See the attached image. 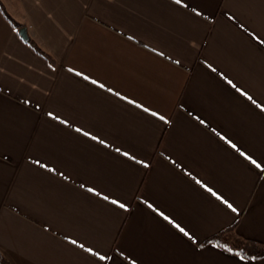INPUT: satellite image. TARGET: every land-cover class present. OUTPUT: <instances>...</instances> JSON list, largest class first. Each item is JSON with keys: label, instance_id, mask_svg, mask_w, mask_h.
Returning <instances> with one entry per match:
<instances>
[{"label": "crops", "instance_id": "crops-1", "mask_svg": "<svg viewBox=\"0 0 264 264\" xmlns=\"http://www.w3.org/2000/svg\"><path fill=\"white\" fill-rule=\"evenodd\" d=\"M1 1L9 263L264 264V0Z\"/></svg>", "mask_w": 264, "mask_h": 264}, {"label": "trees", "instance_id": "trees-1", "mask_svg": "<svg viewBox=\"0 0 264 264\" xmlns=\"http://www.w3.org/2000/svg\"><path fill=\"white\" fill-rule=\"evenodd\" d=\"M0 11L4 18L19 32L24 26L13 19L8 13L5 5L0 0ZM35 52L45 58V60L53 67L55 65L52 57L43 51L32 39L24 40ZM207 243L215 244L229 253L238 255L245 259L259 260L264 258V245L242 239L234 234V227L224 229L217 235L211 237ZM0 264H10L9 261L0 252Z\"/></svg>", "mask_w": 264, "mask_h": 264}, {"label": "water", "instance_id": "water-1", "mask_svg": "<svg viewBox=\"0 0 264 264\" xmlns=\"http://www.w3.org/2000/svg\"><path fill=\"white\" fill-rule=\"evenodd\" d=\"M20 36L22 37L23 40L28 39L27 31L25 28H21L19 31Z\"/></svg>", "mask_w": 264, "mask_h": 264}, {"label": "snow or ice", "instance_id": "snow-or-ice-1", "mask_svg": "<svg viewBox=\"0 0 264 264\" xmlns=\"http://www.w3.org/2000/svg\"><path fill=\"white\" fill-rule=\"evenodd\" d=\"M177 3H180V0H176ZM121 207H123V205H121ZM229 207H231V205H229ZM234 210V209H233Z\"/></svg>", "mask_w": 264, "mask_h": 264}]
</instances>
